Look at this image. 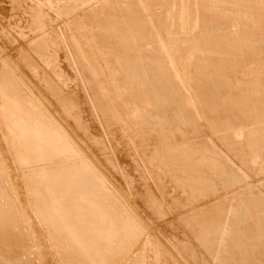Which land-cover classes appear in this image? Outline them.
<instances>
[{"label":"rangeland","instance_id":"374dc122","mask_svg":"<svg viewBox=\"0 0 264 264\" xmlns=\"http://www.w3.org/2000/svg\"><path fill=\"white\" fill-rule=\"evenodd\" d=\"M80 1L79 0H63V1L62 0H0V51L4 49L3 50L4 54L0 52L1 53L0 56H2L0 60L3 58V60L6 61L8 60L10 62V59H8L9 56L10 58L11 56H14L13 57L14 59L11 58V60L13 59V61L16 60L17 62L14 61L12 63L14 65L18 63V67L15 66L18 70L15 68V71H17L19 74L22 73L23 76L28 80V82L34 88H36V90L37 89L40 90V88L43 92L48 90V92L47 93L44 92V94L45 96L46 94L47 95L49 94L46 97H48V100L51 99L49 101L54 106V108L56 107V110L58 112H61V114L64 112L67 115L68 112L71 111V113L68 114V116L70 117L67 116L68 118L65 119L67 120L66 122L68 123L69 128L76 134H79V137L81 136L80 139L83 140L86 146L88 145L87 146L88 149L91 147V145L92 148L95 147V149L91 148L92 153L98 152L95 154L99 157L102 164H103L102 161H104L105 159L106 162L104 161V167L106 165L107 167H109V168L106 167L107 170L109 169L108 171L111 173V175H114L113 177L116 176L115 179L123 186V188L125 187L124 188L125 191L129 189L130 192L127 191L128 193L127 192L126 193L129 195L128 197L130 198V201L132 200V202L136 206H139L138 208H140V211L144 210L143 213L142 212L139 213L143 214L142 216L143 217L145 216L143 219L146 218L149 222L145 219L146 222L148 223L147 226H144V224L139 223V221L134 218V215L130 211H128L126 204H124L121 199L117 198L116 195L110 189H107L104 192L93 193V195H87V196H85L84 193H80V196L81 195L82 196L81 197L77 196L76 201L73 200V195H70L68 193L67 190L68 188L61 189L60 191L58 189H53V191L48 192L50 189L48 187L49 189H47L46 192V188L42 186L43 188L42 190H40L39 192H35L34 189L31 186H29V184H32L31 181L38 177L36 174H34L36 169L33 168L34 167L38 168V165L39 168L41 166L42 168H44L45 166L51 167L53 166L52 165L53 163H55L54 165L56 166V164H58L59 162L57 163L54 162L57 160H55L56 158H52L50 159L51 162L53 159L54 160L53 163L50 165L49 163L51 162H49L50 161L49 158L42 157V160L40 159V160H35L33 162L25 163L26 166L24 165V162L22 164H19L17 159L16 158L14 159L15 156L12 154V152L9 150L10 152L9 153L7 150V148L9 149L8 146L9 144H7V142L5 141L8 140L4 139L7 138L5 137L7 136V133L6 135L5 133H3L4 128L0 117V122H1L0 129L2 130L0 131V134L2 132V134L0 135V142H2L3 144L5 143L4 145L0 143V146H2L0 147V149L7 150L6 152L8 155L7 156L5 154L6 153L5 150L4 151L1 150L2 153L0 154V156L2 155V157H0V159L3 158V160L2 159L0 160V182H3V184L5 183L6 187H5V191L4 189L0 190V264H119L118 262L120 261H121L120 264H211V263L212 264H224V263L254 264L255 262H256L255 264H264V250H263L264 249V210H263L264 207H262L264 205L263 203L264 202V188H263L264 187V178H263L264 177V91H263L264 90V83H263L264 82V0H227V1L226 0H80ZM168 4L170 5V7ZM89 7H91L92 11L89 9ZM60 8H62V10ZM84 9H86L87 11ZM88 11L91 14H89ZM108 11L110 12L108 13ZM81 14L83 15L81 16ZM85 14H88L89 16L87 17V15ZM106 14H108L110 17ZM90 15H91V19H90ZM79 16H81L80 17L81 20L82 19L84 20V21L82 20L83 23L82 21L81 23L80 21H77L80 19ZM92 18H94V20ZM110 18L112 19V21ZM126 19L127 21H125ZM71 21H74L76 24L73 23L72 25ZM142 21L145 23H143ZM111 23L113 26L112 25L108 26ZM103 26H106V28L107 27L109 28L113 27V28L110 29L107 28L108 31L107 32L105 27L103 28ZM116 26L119 27L115 29L114 27ZM121 28H123V30H128L125 31L126 35L124 31L123 32L120 31L122 30ZM198 28L199 29L201 28L200 29L201 31ZM102 29L103 30L105 29V31L102 32ZM142 29L146 32L144 33ZM91 30L92 31L95 30L94 31L95 35L94 32L92 33ZM109 30L111 31V33ZM73 31L74 32L77 31L78 35L77 33H73ZM78 31L81 32L79 33ZM96 31H97V35H96ZM119 31L120 33H122L121 36ZM98 32L101 34L99 37H98L99 35ZM106 32L109 33V35ZM112 32H114L115 36L113 35ZM200 32L202 35L200 34ZM89 33L91 35H89ZM102 33H104V36H106L107 38H103ZM105 33L108 36L105 35ZM92 34L94 36H92ZM112 36L114 38H112ZM122 36H124L123 39L125 40L127 39V41L122 42L123 40H120L122 45H118L120 42H117L118 41L117 39L120 38L122 39ZM138 36L139 38H137ZM69 39L71 41L73 39V42H70ZM77 41H79V44H77L78 43ZM96 41L100 42L99 43L100 47ZM95 42L97 44H95ZM101 42L103 43V45L101 44ZM125 42L127 46L129 44L127 48H129L128 51L130 52L128 54L125 53V51L128 52L127 49H125L126 46ZM137 42L141 48L138 46ZM82 43L84 44L82 45ZM109 43L110 44L112 43L111 45L113 49L110 48L111 46ZM75 45H77L79 48H77V46L75 47ZM84 46L86 49L85 51L83 50ZM86 46L89 49H87ZM101 46L103 47L105 46L104 48L107 47L108 49H104ZM30 47H32L31 49L33 51H31ZM142 47L143 49L145 48L144 49L145 52L142 49ZM182 47L184 48V50H182L183 49ZM72 48L73 49L76 48L75 49L76 51L78 49L80 51L81 48V52L79 51L76 52ZM109 48L111 49L110 51H113L115 49L116 52L121 50L122 53H120V51L117 54L114 51L112 53H108ZM250 48H252L253 51ZM124 49L125 51L123 52L122 50ZM130 49L132 51L134 50V52H131ZM138 50H141L142 54H139L140 52H138ZM217 50L218 52H216ZM83 51L85 55L81 54L83 55L84 58L82 56L81 57L82 59H84L85 62L81 60L80 54H77L78 52L83 53ZM90 51L92 52L91 54L92 57L89 53ZM238 51L241 54H239ZM113 53L115 54L114 58L113 56H110L113 55ZM130 53L131 54L137 53V55L139 54L138 56L140 58L136 56V54L134 56H129ZM219 53L222 55H220ZM94 54L96 55V57ZM121 54H123L124 56H121ZM117 55H119L120 57H117ZM108 56H110L111 58L110 61H108L110 59ZM88 57L89 60L86 59ZM90 57L91 58L95 57V60L90 59ZM121 57H125V58L123 59ZM117 58L121 60V63ZM127 58L131 59V61H129V59ZM141 58L144 59L141 60ZM112 59H114L115 62H113ZM133 59L138 61L140 59L139 62L136 61L137 65L141 61L145 62V63L143 62L144 65L141 66V69L138 67L143 63L139 64V66H136L133 64L134 62ZM150 59L152 60V62L155 59V61L153 62V64L155 65L156 63L159 62V64H157L158 65L157 68H156L157 65L154 66L150 62L151 61ZM117 60L118 62L116 63ZM204 60H206L207 62ZM80 61L83 63H80ZM210 61L213 64L210 63ZM147 62L148 64L151 63V65H153V67L155 68L150 69V67H152L150 64L148 68ZM197 62L200 63L197 64ZM111 63L112 66L115 65L116 67L117 66L121 67L125 63L126 64L124 66L127 65L128 67L130 66L131 63V66L129 68L125 67L122 69V68L114 67V69H116V71L117 69H122V70L128 69L129 71L127 70L124 71H126V73L128 74L129 72L130 74L132 72H135L132 74L135 76L133 77L130 75V77H126L128 75L124 71H120L118 73H120L121 75V77H119L121 80H119L118 76L120 75L117 74L115 70H112L113 67H111ZM132 64L137 68L134 67ZM145 64L147 65L148 69L146 68ZM196 65L200 66V68L198 66L195 67ZM143 66L146 70H144ZM160 67L164 70H162ZM132 68H135L134 69L135 71L131 70ZM138 69H140L139 72ZM159 69L162 70L160 71L161 74L159 73ZM199 69H202L203 72L204 71L207 72L206 73L202 72L203 73L202 74L201 73L202 70L200 71ZM204 69H208L209 71ZM147 70L150 73V77L148 76L149 73L147 72ZM228 70L230 73L228 72ZM113 71L115 72L114 75L112 74ZM144 71L147 76L145 75V73L142 76ZM210 71L213 72V74L210 73ZM0 72L3 73V76L6 75V71L2 68V66L0 67ZM17 72L15 74H17ZM122 72H124L123 76H122ZM136 72L138 73L136 74ZM192 72L193 73L195 72L196 74H193ZM208 72L210 74H208ZM152 73L156 74V76L155 75L153 76ZM115 74H117V76H115ZM157 74L161 75V78L159 77L160 84L158 83L159 78L157 76L159 75ZM191 74H193V77L191 76ZM200 74L201 76H199ZM194 75H197L195 77L196 79L198 78V80L200 78L202 79L203 77H205V75H206V79H208V77L210 78L207 81L205 78H203L202 80L204 82L200 80L201 83L203 84L200 86L197 85L198 83L196 82L199 81L195 80ZM137 76L139 77V79ZM163 76L165 78L166 77L168 78V82L166 83H169L170 85L171 84L174 85L175 83L176 89L174 88V86L172 87L169 84L167 85L166 83H164L167 80H165V78L162 79ZM115 77L117 80L114 79ZM123 77L124 79H122ZM144 77L150 80L149 84L147 82L148 81L147 79H146L147 81L143 80L145 79ZM155 77H157V81L156 79H154ZM44 78L46 80H44ZM125 78H126V83L124 82ZM127 78L128 79L132 78L133 82L131 79H129L130 82L127 83ZM48 79L49 80L51 79L50 81L52 82H49ZM141 79L143 80V82H141L142 81ZM161 80L162 81L165 80V81H163L162 83ZM221 81L225 84H223ZM156 82L158 83L157 85H159L160 87L163 85V87L161 88L159 86L156 87ZM48 83L49 84L52 83L53 85L51 84V87H47ZM124 83L127 85L131 84L134 88L132 86L130 88L129 86L124 85ZM143 83L146 85H144ZM250 83H252L253 85ZM116 84L120 86L115 87L117 86ZM154 84L155 87L158 88L155 89L159 91L161 90L160 93L162 95L159 93V91H157L156 94L153 93L155 92L154 91L155 89L153 88ZM194 84L197 85V87ZM92 85H96V87H93ZM139 85H141V87ZM142 85L143 88L148 87L149 90L145 89L147 90L145 91L142 88ZM165 85L169 86V88L165 87ZM52 86L55 89H53ZM135 86L136 88L139 87V89L136 90ZM202 86L205 87L207 90H205V88H203ZM16 87L18 89H23L22 84H20L19 82L17 83ZM113 88H115L116 90H114ZM128 88L129 91L131 90L130 92H128L127 90ZM141 88L142 91H145L144 96L141 95L143 94L142 92H140ZM163 88H166V90ZM212 88L215 89L214 93L212 91ZM152 89L153 92L150 91ZM179 89L180 91H178ZM198 89L199 91H201V93L198 92ZM202 89H204L206 92ZM56 90L59 93L61 92L62 95L61 93L60 95L59 93L54 94L57 93ZM120 90L123 92L119 93ZM167 91L168 92L171 91L170 93L171 94L173 93V95L174 93H176L175 95L177 99L175 98V95L174 96L172 95L175 98L173 99L171 94L169 95ZM196 91L198 94L196 93ZM104 92H106V96ZM108 92H110L112 96ZM112 92H116V93H112ZM125 92H127L128 96L129 95L130 96L128 97L127 93L125 94ZM150 92L152 93L151 101L152 100L154 101L157 98L159 99V97L154 96L155 94L158 96L160 95L163 96V99L167 100L165 101L167 103H168V99L169 102L171 100L178 101L179 99H181V103L179 101L176 102L175 103L176 106L172 103L171 104L163 103L164 101L160 97L161 101L160 99L155 100L154 101L155 103L153 104V101L151 103V101L148 100L150 102L149 104L147 99L149 97L151 98V94L149 95ZM164 92H166V94ZM204 92L207 95L203 94ZM52 93L55 96H53ZM118 93L122 97L126 95L127 98L125 96L124 99L127 101L123 100L122 97L120 99L119 97L120 95ZM135 93L141 95V97L137 95L135 96L136 97L135 99L134 97ZM145 93L147 96L149 95V97L147 96L145 97ZM209 94H211L210 95L211 97H209ZM93 95L96 97H94ZM108 96H111L110 98L111 101L109 100ZM113 96L114 97L117 96V97L113 98ZM170 96L172 99L170 98ZM204 96L207 97L204 98ZM60 97H62L60 100L61 102L63 103L66 102L67 104L68 103L69 104L68 105L61 104L58 101L57 102V104L59 105L58 107L55 100L56 99L59 100ZM64 97L66 99H64ZM98 97H100L99 100ZM153 97H155V99ZM101 98L105 100L103 101ZM128 98L130 99V101H128L129 100ZM94 99L96 100L95 105L93 104L95 103ZM240 99H243L242 100L243 102ZM52 100H54L55 103L52 102ZM106 100L108 102L110 101L111 104L106 102ZM118 100L122 102H119ZM134 100H137V102ZM141 100H143V102L145 101L144 102L145 105L151 106L152 108L151 107L149 108L147 106L145 108V105L144 103H142ZM251 101L254 102L252 103ZM99 102L101 103L98 104ZM116 102L117 104H121V105L120 106L118 105L117 107V104L115 105ZM132 102L134 104L137 103L135 104L136 107L135 105L130 104ZM174 102L175 101H173V103ZM228 102L231 103L228 104ZM103 103L106 104L104 105ZM234 103L238 104V106L234 105ZM97 104L99 106L102 104L103 106L99 107ZM125 104L127 105L126 108H125ZM139 104L144 106V108L139 107L140 106ZM152 104L156 108H154ZM157 104H159V106ZM180 104L183 105L184 107L181 106ZM60 105L62 106L60 107ZM109 105L114 106V108H112V106L110 109L109 107H106ZM163 105L164 106L168 105L170 109L168 107L162 108ZM173 105L176 108H174ZM63 106L64 107L70 106L69 108H71V110L67 107L64 110ZM128 106L129 108H131L130 106L132 107L134 106V107L132 109H129ZM211 106L212 108H210ZM101 107H103V110H101L102 109ZM105 107H106V111L104 109ZM159 107H161L160 110ZM61 108H63L62 111H60ZM234 108L240 110L237 111ZM67 109L68 112H66ZM111 109L114 110L116 109V111ZM145 109H147V111L150 109V111H148V114ZM151 109L152 111L156 110L158 115L154 113L155 111L152 112ZM163 109H165L164 110L165 112L164 111L162 112ZM167 109L170 110L169 113H167L169 111ZM176 109L180 110V112L177 111ZM98 110H100L101 112L102 111L107 112V110L109 111L107 112L108 114L106 115L105 112L103 114V112L101 113ZM213 110L214 111L216 110L214 113L217 114H214ZM111 111H114L112 112L113 115L111 114ZM133 111L135 112V114L138 111L136 117L139 116V119L140 118L144 119L142 121H146L147 119L146 121L147 123L144 122V125L147 126L142 125L141 120H140L141 122H138L137 121L138 119L135 116L132 117L133 119L131 118V115H135ZM140 112H143L145 115L143 113L141 114ZM151 112L153 114H151ZM185 112L186 113L188 112L190 116L188 113L185 115ZM219 112L221 113V115ZM164 113H167L171 118L173 116L174 117L173 119L174 120L176 119L175 121L178 123H176L166 114L163 116L162 114ZM176 113L178 114L176 115ZM191 113L193 114V116H191ZM63 114L62 116L66 117V115ZM118 114L120 115L123 114L124 116L126 115V117H123L122 115L121 117H123L124 118L123 119L120 116H118ZM0 115L2 116V114ZM128 115L129 117H127ZM179 115L180 116L183 115V116L180 117ZM105 116H107L108 118H106ZM144 116H146V119ZM155 116L158 117L159 119L156 118ZM177 116L182 120H180ZM115 117L116 119H114ZM119 117L120 119L118 120L117 118ZM149 117L151 118V120ZM164 118L165 121H168L170 119L171 121L169 120L170 121L169 123L171 125L169 123L165 124ZM177 118L179 119V121ZM108 119L110 122L108 121ZM104 120H107L108 122L107 121L104 122ZM120 120L122 122H120ZM152 120H155L153 122L154 123L156 122L155 123L156 126L154 125ZM189 120H192V122ZM217 120H219V122ZM172 121H174L177 126L180 123H181L180 125L182 126L179 125L177 127L174 123L173 124L175 126L174 127L171 123ZM160 122L162 123L164 122L163 124L161 123L162 127ZM137 123H141L139 124L140 126ZM152 123L154 126H152ZM211 123L213 124V126ZM158 124L159 127L161 128V129L159 128L161 132L156 128L158 127ZM163 125H165L164 127L169 129L170 131H168L167 129L165 130L164 128L165 131L163 132ZM166 125L168 126L170 125V126L168 127ZM142 126L144 128L145 127L147 128L142 129ZM148 126L149 128L151 127L152 128L148 129ZM154 127L156 128V131ZM133 128H136L137 130ZM126 129L127 130L130 129L131 132L130 130L127 131ZM139 129L141 130V134L143 133L142 134L143 137L142 135H140ZM171 129L172 130L175 129L173 130L175 132H171L172 131ZM144 130L146 131V133ZM147 131L149 133H147ZM137 132H139V134ZM154 132L158 135L154 134ZM162 132L163 135L164 133L168 135V132H171L172 134L169 133V135L165 137L162 135ZM150 133H152L153 136ZM160 133L162 137L161 136L158 137ZM2 135L4 137H2ZM150 135L151 138H149ZM175 135H179L180 137L176 136L177 138H175ZM163 138L166 139L163 140ZM144 142L146 143L144 146L145 149L148 148L147 151L149 150L148 153L145 149L142 148ZM6 144L8 147L6 146ZM4 146H6V148ZM167 151L168 153H166ZM180 151L181 153H179ZM151 153L153 156L151 155ZM162 153L165 156L160 157L159 155H163ZM149 156H151L149 158L150 160H148ZM154 156H155V160L153 159ZM169 156L171 158L174 157V160H172ZM61 158L63 159V162L64 160L66 161V163L71 162L68 159H65L63 157ZM11 159H13L14 161ZM178 159H180V161ZM157 160H159L158 162L160 163L156 162ZM161 160L163 161V163H161L162 162ZM166 160L168 161L164 163ZM42 161L44 164L42 163ZM79 161H84V160L82 158L76 159V162ZM14 162H16L17 164L15 165ZM47 162H49L48 163L49 165L46 164ZM60 162L62 163V161ZM147 162H150L149 164L151 166H148L149 164L147 165L146 164ZM187 162H189L191 166ZM206 162L208 164H206ZM180 164L182 166H180ZM58 165H60V163ZM79 165L81 166V163H79L78 166ZM187 166L190 167L188 168ZM24 168L25 169L30 168L33 173L31 172L32 173L31 174L30 172H27L30 170H24L23 172ZM42 168L39 170L40 171L43 170ZM174 168L177 170H174ZM182 168L183 170H181ZM16 169L17 170L19 169L18 172ZM112 170H114L115 173ZM40 171L36 170V173H39ZM193 171H195L196 173ZM207 173L209 174L208 176ZM13 174L15 177L13 176ZM31 175L34 176V178ZM181 175L183 176V178L181 177ZM192 181H193V185H192ZM50 182H51L50 177L38 178V184L40 188L42 184L47 186ZM184 182H186L188 185L187 184L185 185ZM181 185L183 186V188ZM258 185L261 186L258 187ZM134 195H136V197ZM83 196H85V198H83ZM147 196H149L150 198L149 197L147 198ZM48 197L56 198L58 201L54 205L49 204L45 200V198ZM78 197H80V200ZM81 198L83 200H81ZM151 199L152 201H149ZM241 199H243V201H241ZM257 199L258 200L260 199L261 202L257 201ZM146 200L149 201L150 203L149 202L145 203L147 202ZM101 202H105L104 206L101 205ZM254 202L257 203L256 204L257 206L255 205ZM45 204L48 205L45 206ZM152 204L154 205L155 208L153 207ZM241 205L243 207H241ZM103 208L104 211L101 212ZM151 209H153V211ZM242 210L243 213H241ZM244 210H246L247 213ZM155 212H157L158 214L157 213H156L157 215L154 214ZM196 213H198L199 216L197 214V216L194 217ZM184 216L185 218L188 216V218L186 219L189 220L183 219ZM190 216L192 217L189 218ZM156 218L159 219L156 220ZM194 219L195 220L199 219L200 223L198 221L196 222ZM186 221H189L188 222L189 224L186 223ZM194 221L198 224L203 223V221L204 223L203 225L202 224L196 225ZM155 224H158L157 226L158 228L155 227L156 226ZM151 227H153L154 229H152ZM197 227L200 228L201 231L203 230L205 233L201 235L202 232ZM151 229L154 232L153 231L151 232ZM155 231L159 233L161 231V233L157 234V232L155 233ZM151 233L152 234L154 233L156 238L153 237ZM217 234H219V236ZM123 235L124 238H122ZM221 235L222 237L220 238ZM235 235H237V239H236L237 241L235 240L234 243L237 244L238 242V246L233 243V238L234 239L236 238ZM254 236L257 237V238L255 237L257 242L256 240L254 241L255 239ZM195 237L196 238L199 237V238L196 239ZM239 239L242 240L240 241ZM104 241L109 242L110 245H114V247L112 249L111 248L109 249L110 245H107L106 243H104ZM258 241L260 243L262 242L261 243L262 245L258 243ZM243 243H245L246 246H243L244 245ZM256 245L258 246V248ZM117 251L119 254L117 253ZM211 251L213 256H211L210 253ZM239 253L244 255L241 256Z\"/></svg>","mask_w":264,"mask_h":264},{"label":"bare ground","instance_id":"6f19581e","mask_svg":"<svg viewBox=\"0 0 264 264\" xmlns=\"http://www.w3.org/2000/svg\"><path fill=\"white\" fill-rule=\"evenodd\" d=\"M63 1V0H62ZM80 1V0H79ZM227 1V0H226ZM81 2V1H80ZM84 2V1H83ZM171 2V1H170ZM235 2V1H234ZM238 2V1H237ZM61 3V2H60ZM85 3V2H84ZM105 3H106V1H105ZM104 3V4H105ZM172 3V2H171ZM164 4V3H163ZM262 4V3H261ZM84 5V4H83ZM95 5V4H94ZM169 5V4H168ZM88 6H89V4H88ZM108 6V5H107ZM63 7V6H62ZM122 7V6H121ZM169 7H170V5H169ZM209 7V6H208ZM244 7V6H243ZM256 7V6H255ZM85 8V7H84ZM131 8V7H130ZM190 8V7H189ZM61 10H62V8H60ZM89 9L92 11V9H91V7H89ZM88 9V10H89ZM111 9V8H110ZM125 9V8H124ZM60 10V11H61ZM63 10H64V8H63ZM81 10V9H80ZM84 10H86V9H84ZM89 10V11H90ZM109 10V9H108ZM119 10V9H118ZM165 10V9H164ZM169 10V9H168ZM171 10V9H170ZM185 10V9H184ZM241 10V9H240ZM87 11V10H86ZM88 11V12H89ZM90 11V12H91ZM94 11V10H93ZM121 11V10H120ZM174 11V10H173ZM173 11H172V13H173ZM189 11V10H188ZM203 11V10H202ZM62 12V11H61ZM80 12V11H79ZM87 12V13H88ZM89 12V14H91ZM110 11H108V13H109ZM114 12V11H113ZM219 12V11H218ZM233 12V11H232ZM77 13V12H76ZM75 13V14H76ZM81 13V12H80ZM80 13H79V15H80ZM93 13V12H92ZM112 13V12H111ZM124 13H125V11H124ZM247 13V12H246ZM249 13V12H248ZM94 14V13H93ZM92 14V15H93ZM77 15V14H76ZM83 14H81V16H82ZM85 15H87V17L89 16L88 14H85ZM84 15V16H85ZM101 15V14H100ZM106 15H108V14H106ZM122 15V14H121ZM153 15V14H152ZM166 15V14H165ZM173 15V14H172ZM196 15V14H195ZM71 16V15H70ZM81 16H79V18L81 17ZM95 16V15H94ZM93 16V17H94ZM109 16V15H108ZM111 16H112V14H111ZM199 16V15H198ZM77 17V16H76ZM110 17V16H109ZM113 17H114V15H113ZM153 17V16H152ZM71 18V17H70ZM73 18V17H72ZM78 18V17H77ZM83 18V17H82ZM85 18V17H84ZM99 18V17H98ZM119 18V17H118ZM130 18H131V16H130ZM129 18V19H130ZM139 18V17H138ZM144 18V17H143ZM90 19H91V15H90ZM90 19H88V20H90ZM93 20H94V18H92ZM100 19V18H99ZM102 19V18H101ZM108 19V18H107ZM111 19V18H110ZM114 19V18H113ZM121 19V18H120ZM137 19V18H136ZM194 19V18H193ZM83 20V19H82ZM81 18L79 19V20H77V21H80V23H81ZM87 20V19H86ZM93 20H91V21H93ZM104 20V19H103ZM116 20V19H115ZM118 20V19H117ZM122 20V19H121ZM142 20V19H141ZM84 21V20H83ZM83 21H82V23H83ZM98 21V20H97ZM100 21V20H99ZM106 21V20H105ZM111 21H112V19H111ZM123 21V20H122ZM125 21H127V19L125 20ZM124 21V22H125ZM129 21V20H128ZM132 21V20H131ZM87 22V21H86ZM90 22V21H89ZM107 22H109V21H107ZM117 22V21H116ZM130 22V21H129ZM136 22H139V21H136ZM135 22V23H136ZM143 22V21H142ZM204 22V21H203ZM206 22V21H205ZM215 22V21H214ZM73 23H75L74 21H71V24L73 25ZM77 23H79V22H77ZM119 23H121V22H119ZM143 23H145V22H143ZM246 23V22H245ZM64 24V23H63ZM70 24V23H69ZM76 24V23H75ZM103 24V23H102ZM107 24V23H106ZM137 24V23H136ZM140 24H141V21H140ZM200 24V23H199ZM209 24V23H208ZM216 24V23H215ZM105 25V24H104ZM112 25V23L110 24V25H108V26H111ZM115 25V24H114ZM122 25V24H121ZM124 25V24H123ZM206 25V24H205ZM204 25V26H205ZM102 26V25H101ZM113 26V25H112ZM139 26V25H138ZM251 26V25H250ZM67 27H69V26H67ZM105 27V29H106V31H107V28H109V27H107L106 28V26H103V28ZM119 27V26H118ZM117 26L116 27H114L115 29L116 28H118ZM141 27H142V25H141ZM140 27V28H141ZM207 27V26H206ZM262 27V26H261ZM110 28H113V27H110ZM109 28V29H110ZM124 28V27H123ZM123 28H121L122 30H120L121 32H123L124 31V33H125V31H128V30H123ZM139 28V27H138ZM76 29V28H75ZM105 29L103 30L102 29V32L103 31H105ZM125 29H127V28H125ZM129 29V28H128ZM147 29V28H146ZM199 29V28H198ZM201 29V28H200ZM199 29V30H200ZM254 29V28H253ZM196 30V29H195ZM248 30H250V29H248ZM82 31V30H81ZM81 31H78L79 33L81 32ZM88 31V30H87ZM92 31V30H91ZM95 31V30H94ZM94 31H92V33L94 32ZM98 31V30H97ZM97 31H96V35H97ZM110 31V30H109ZM112 31H113V29H112ZM120 31H119V33H120ZM142 31H144L143 29H142ZM201 31V30H200ZM203 31V30H202ZM261 31V30H260ZM108 32V31H107ZM106 32V33H107ZM114 32H116V31H114ZM114 32H112L113 33V35H114ZM146 31H144V33H145ZM196 32H198V31H196ZM204 32H206V31H204ZM203 32V33H204ZM73 33H77V31L76 32H74L73 31ZM85 33H86V31H85ZM99 33V32H98ZM105 33V35H109V33H107L106 34ZM110 33H111V31H110ZM129 33H130V31H129ZM129 33H128V36H129ZM141 33V32H140ZM140 33H138V34H140ZM83 34V33H82ZM103 34V38H107L106 36H104V33H102ZM116 34V33H115ZM121 34L122 33H120V36H121ZM136 34V33H135ZM137 34V35H138ZM200 34H201V32H200ZM205 34V33H204ZM74 35H76V34H74ZM77 35H78V33H77ZM86 35V34H85ZM89 35H91L90 33H89ZM94 35H95V32H94ZM93 34H92V36H94ZM101 34L99 33V35H98V37L100 36ZM107 35V36H108ZM111 35V34H110ZM125 35H126V33H125ZM131 35V34H130ZM144 35V34H143ZM146 35V34H145ZM202 35V34H201ZM206 35V34H205ZM80 36H81V34H80ZM115 36V35H114ZM119 36V35H118ZM119 36V37H120ZM132 36V35H131ZM130 36V37H131ZM142 36V35H141ZM141 36H140V38H141ZM117 37V36H116ZM123 37L124 36H122V39L120 38V39H117V38H115V39H117L118 41L117 42H120V40H123L122 42H124V41H127V39L125 40V39H123ZM126 37V36H125ZM71 38V37H70ZM111 38V37H110ZM112 38H114L113 36H112ZM111 38V39H112ZM137 38H139V36L137 37ZM147 38V37H146ZM261 38V37H260ZM68 39V38H67ZM74 39V38H73ZM73 39H72V41L69 39V41L70 42H73ZM108 39H109V37H108ZM110 39V40H111ZM114 39V40H115ZM143 39V38H142ZM141 39V40H142ZM94 40H95V38H94ZM144 40V39H143ZM142 40V41H143ZM149 40V39H148ZM154 40V39H153ZM176 40V39H175ZM99 41V40H98ZM131 41V40H130ZM129 41V42H130ZM141 41V42H142ZM165 41V40H164ZM78 43L77 44H79V41H77ZM97 42V41H96ZM95 42V44H99L100 42H97L96 43ZM107 42V41H106ZM115 42V41H114ZM113 42V43H114ZM128 42V43H129ZM249 42V41H248ZM40 43V42H39ZM75 43V42H74ZM105 43V42H104ZM116 43V42H115ZM132 43V42H131ZM179 43V42H178ZM253 43V42H252ZM72 44V43H71ZM76 44V43H75ZM84 43H82V45H83ZM101 44L103 45V43L101 42ZM106 44V43H105ZM110 44V43H109ZM112 44V43H111ZM110 44V48H112V45ZM124 44V43H123ZM125 44H126V42H125ZM137 44H138V42H137ZM137 44H136V46H137ZM143 44V43H142ZM141 44V45H142ZM171 44V43H170ZM176 44V43H175ZM81 45V46H82ZM117 45V44H116ZM118 45H122V43L120 42ZM133 45H134V43H133ZM145 45V44H144ZM179 45V44H178ZM195 45V44H194ZM193 45V46H194ZM221 45V44H220ZM255 45V44H254ZM37 46V45H36ZM77 45H75V47H76ZM125 46V45H124ZM124 46H123V48H124ZM128 46H129V44H128ZM127 46V44H126V46H125V49H127V51H128V49L129 48H127L128 47ZM136 46H134V47H136ZM138 46L140 47V45L138 44ZM193 46H192V48H193ZM233 46H236V45H233ZM248 46V45H247ZM251 46V45H250ZM32 47H33V44H32ZM32 47H30V49L32 48ZM99 47H100V44H99ZM102 48H104L103 46H101ZM119 47V46H118ZM122 47V46H121ZM132 47V46H131ZM214 47H217V46H214ZM228 47V46H227ZM35 48V47H34ZM74 48V47H73ZM72 48V49H73ZM77 48H79L78 46H77ZM86 48H87V46H86ZM109 48V51H108V53H112L113 51L114 52H116L115 51V49L113 50V51H110L111 49ZM117 48V47H116ZM123 48H120V49H123ZM138 48V47H137ZM141 48V47H140ZM164 48V47H163ZM176 48V47H175ZM180 48V47H179ZM178 48V49H179ZM183 48V47H182ZM191 48V49H192ZM220 48V47H219ZM237 48V47H236ZM235 48V49H236ZM254 48V47H253ZM258 48V47H257ZM76 49V48H75ZM75 49H73L74 51H76ZM87 49H89V48H87ZM104 49H108L107 47L106 48H104ZM113 49V48H112ZM125 49L124 50H122L123 52L125 51ZM132 49H134V48H132ZM136 49V48H135ZM142 49H143V47H142ZM145 49V48H144ZM143 49V50H144ZM149 49V48H148ZM153 49H155V48H153ZM212 49H214V48H212ZM221 49V48H220ZM219 49V50H220ZM233 49V48H232ZM251 50H252V48H250ZM2 50V49H1ZM4 50V49H3ZM3 50L2 51H0V52H2V54H4L3 53ZM83 50L85 51L86 49H85V46H84V48H83ZM90 50H91V47H90ZM117 50V49H116ZM131 50V49H130ZM137 50V49H136ZM136 50H135V52H136ZM157 50V49H156ZM180 50V49H179ZM182 50H184V48L182 49ZM190 50V49H189ZM237 50V49H236ZM235 50V51H236ZM254 50H256V49H254ZM31 51H33L32 49H31ZM37 51V50H36ZM77 51H79V49L77 50ZM76 51V52H77ZM84 51H83V53H79V52H81V48H80V51L77 53V54H80V57L82 56L83 57V55H81V54H84ZM87 51H89V50H87ZM120 51V53H122L121 52V50H119ZM118 51V52H119ZM195 51V50H194ZM225 51V50H224ZM230 51V50H229ZM233 51V50H232ZM253 51V50H252ZM4 52H7V51H4ZM118 52H116V54L118 53ZM130 51H128V52H126L125 51V53H129ZM131 52H134V50L132 51L131 50ZM138 52H140L139 54H142L141 53V50H138ZM143 52V51H142ZM144 52H145V50H144ZM153 52H154V50H153ZM175 52H177V51H175ZM216 52H218V50L216 51ZM239 52V51H238ZM238 52H236V53H238ZM85 53H87V52H85ZM90 53V55L92 54V52L90 51L89 52ZM88 53V54H89ZM119 53V54H120ZM124 53V54H125ZM148 53V52H147ZM170 53V52H169ZM184 53V52H183ZM224 53V52H223ZM7 54V53H6ZM9 54V53H8ZM87 54V55H88ZM95 54H97V53H95ZM94 54V55H95ZM126 54V55H127ZM136 54V56H138L137 55V53H135ZM135 54H131L130 53V55L129 56H134ZM144 54H146V53H144ZM156 54V53H155ZM220 54V53H219ZM225 54H226V52H225ZM239 54H241L240 52H239ZM0 55H1V53H0ZM11 55V54H10ZM85 55V54H84ZM115 54L113 53V55H110V56H113V58L115 57L114 56ZM157 55H159V54H157ZM220 55H222V54H220ZM5 56V55H4ZM3 56V57H4ZM9 56V55H8ZM26 56H28V55H26ZM99 56V55H98ZM110 56H108L109 58H110ZM121 56H124L123 54H121ZM129 56H126V57H129ZM141 56V55H140ZM150 56V55H149ZM2 56H0V58H1ZM14 56H11V58H13ZM82 57H81V60H83L84 61V59H82ZM87 57V56H86ZM91 57H92V55H91ZM90 57V59H94L95 60V57H96V55H95V57L94 58H91ZM117 57H120L119 55H117ZM139 57V56H138ZM158 57H161V56H158ZM218 57V56H217ZM6 58H7V55H6ZM11 58H10V56H9V58L8 59H10V62L7 60H3V58L0 60L1 61V64H0V67L2 66V68L6 71V75L5 76H7V77H5V76H3V73H1L0 72V114H2V116L0 115V117H1V121H2V124H3V130H4V132L3 133H5V135H6V133H7V136H5L4 134V136L5 137H7V138H4L5 140L7 139L8 141H5V142H7V144H9L8 146H9V149L7 148V150H8V152H9V150L12 152V154L15 156L14 157V159L16 158L17 159V161H18V163L19 164H22L23 162H24V165H25V163H28V162H33V161H35V160H42V157L43 158H46V157H48L49 158V160L50 159H52V158H56L55 160H57V161H54V162H59L60 163V165H58V164H56V166L54 165L55 163H53V160H52V162H51V160L49 161V162H51V163H49V162H47L46 164H52L53 166H48V167H44V168H42V166L39 168V165H38V168H35L34 166L36 165H34L33 167V169H36V170H38V171H40L39 169H43V170H41L39 173H36V170H35V173L34 174H36L38 177L37 178H35V179H33L31 182H32V184H29V186H31L33 189H34V191L35 192H39L40 190H42L43 188H42V186L43 187H45L46 188V192H47V189H49V191L48 192H50V191H53V189H58L59 191L61 190V189H65V188H68L67 190H68V193L70 194V195H73V200H75L76 201V197L77 196H80V193H84V195L85 196H87V195H93V193H99V192H104V191H106L107 189H110V190H112V192L116 195V197L117 198H119V199H121L122 201H123V203L124 204H126V206H127V209H128V211H130L133 215H134V218L136 219V220H138L139 221V223H142V224H144V226H147V222H146V220L145 219H143L144 217L142 216L143 214H140L141 212L143 213V211H140V208H138L139 206H136L133 202H132V200L130 201V198L128 197L129 195L127 194L128 192L127 191H129V187L127 188L128 190L127 191H125L124 190V188H123V186L115 179L116 178V176L115 177H113L114 175H111V173L107 170V168H109V167H107V165L104 167V161H105V159H104V161H102L103 162V164L101 163V161H100V159H99V157L95 154V153H98V152H94V153H92V150H91V148H92V145H91V147L88 149V145L86 146L85 145V143L83 142V140L82 139H80V137H79V134H76L75 132H73L70 128H69V126H68V123L66 122L67 120H65L66 118H68V117H70V116H68V114L69 113H71V108H69L70 106H66L67 108H69L70 110V112H68V109H67V111L66 112H68V114L66 115L64 112V114L66 115V117L64 116H62V114H61V112H58L57 110H56V107L54 108V106L51 104V102L49 101V100H51V99H49L48 100V97H46V96H48L47 94H46V96H45V94H44V92H48V90L47 91H42L41 90V88H40V90L43 92H41L39 89H37L36 90V88H34L29 82H28V80L23 76V74L22 73H18L17 71H15V66H17L18 67V63H16L15 65L12 63V62H17L16 60H14L13 61V59L11 60ZM27 58V57H26ZM84 58V57H83ZM108 58V59H109ZM121 58H125V57H121ZM136 58V57H135ZM140 58V57H139ZM145 58V57H144ZM144 58H141V60L142 59H144ZM149 58V57H148ZM214 58H216V57H214ZM221 58V57H220ZM255 58V57H254ZM86 59H88L89 60V57L88 58H86ZM85 59V60H86ZM118 59V58H117ZM122 59V60H123ZM127 59H129V58H127ZM131 59H132V57H131ZM131 59H129V61H131ZM146 59V58H145ZM155 59H156V57H155ZM155 59H154V61H155ZM158 59H160V58H158ZM157 59V60H158ZM162 59V58H161ZM211 59H212V57H211ZM210 59V60H211ZM222 59V58H221ZM111 60V58L108 60V61H110ZM119 60V59H118ZM118 60L116 61V63L118 62ZM151 60V59H150ZM152 60H153V57H152ZM152 60L150 61L152 64H153V62H152ZM163 60V59H162ZM195 60V59H194ZM199 60V59H198ZM197 60V61H198ZM220 60V59H219ZM228 60V59H227ZM92 61V60H91ZM112 61L113 62H115L114 61V59H112ZM120 61V63H121V60H119ZM124 61V60H123ZM125 61H126V59H125ZM128 61V62H129ZM134 61V62H133ZM133 64L134 65H136V66H139V64H141V63H143L142 61L137 65V62L136 61H138V60H135V59H133ZM139 61H140V59H139ZM138 61V62H139ZM147 61H149V60H147ZM200 61V60H199ZM204 61H206V60H204ZM85 62V61H84ZM128 62H127V64H128ZM135 62H136V64H135ZM157 62V61H156ZM161 62V61H160ZM182 62V61H181ZM207 62V61H206ZM216 62H217V60H216ZM221 62V61H220ZM224 62H226V61H224ZM252 62V61H251ZM80 63H83V62H81L80 61ZM110 63V62H109ZM116 63H114V64H116ZM123 63V62H122ZM145 63V62H144ZM144 63L143 64H141L138 68H140L141 69V66L142 65H144ZM151 63H149L150 65H151ZM162 63V62H161ZM160 63V64H161ZM200 63V62H199ZM198 62H197V64H199ZM209 63V62H208ZM210 63H212L211 61H210ZM126 64V63H125ZM125 64H123V66H115V65H113L112 66V63H111V67H113V69L112 70H115L116 71V69H114V67L115 68H129L130 66H131V63H130V66H128L127 67V65L126 66H124ZM132 64V65H133ZM149 64H148V62H147V65H148V68H149ZM157 64H159V62L158 63H156V65ZM164 64H166V63H164ZM182 64V63H181ZM196 64V63H195ZM213 64V63H212ZM211 64V65H212ZM224 64V63H223ZM118 65V64H117ZM133 65V66H134ZM146 65V64H145ZM147 65H146V68H147ZM154 66H156L155 64H153ZM153 65H151L152 67H150V69H152V68H155V67H153ZM168 65V64H167ZM183 65V64H182ZM187 65V64H186ZM190 65V64H189ZM203 65H205V64H203ZM136 66H134V67H136ZM159 66H161V65H159ZM198 65H196L195 67H197ZM208 66H209V64H208ZM218 66V65H217ZM252 66V65H251ZM158 67V65L156 66V68ZM183 67V66H182ZM191 67V66H190ZM199 68H200V66H198ZM202 67V66H201ZM212 67V66H211ZM224 67V66H223ZM231 67V66H230ZM137 68V67H136ZM143 68H144V66H143ZM147 68V69H148ZM161 68V67H160ZM208 68V67H207ZM213 68V67H212ZM215 68V67H214ZM225 68V67H224ZM223 68V69H224ZM17 69V68H16ZM122 69H117V71H116V73L117 74H119L120 75V73H118V72H120V71H124V70H127V71H129L128 69H124V70H122ZM135 68H132L131 70H133V71H135L134 70ZM140 69H138V72L140 71ZM162 69V68H161ZM159 69V73L161 74V72L160 71H162V70H164V69ZM196 69V68H195ZM209 69V68H208ZM208 69H204V70H208ZM228 69V68H227ZM232 69V68H231ZM18 70V69H17ZM23 70V69H22ZM111 70V71H112ZM119 70V71H118ZM130 70V71H131ZM143 70V69H142ZM144 70H146L145 68H144ZM187 70V69H186ZM194 70V69H193ZM193 70H191V71H193ZM197 70V69H196ZM200 71L202 70V69H199ZM198 70V71H199ZM219 70V69H218ZM221 70V69H220ZM246 70V69H245ZM150 71V70H149ZM158 71V70H157ZM167 71V70H166ZM197 71V72H198ZM209 71V70H208ZM226 71V70H225ZM231 71V70H230ZM236 71V70H235ZM247 71V70H246ZM17 72V74H15ZM19 72H22V71H19ZM125 73H126V71H124ZM124 72H122V76H123V73ZM132 72V71H131ZM138 72H136V74L138 73ZM147 72H148V70H147ZM152 72V71H151ZM190 72V71H189ZM203 72V70L201 71V73ZM205 72V71H204ZM203 72V73H204ZM207 72V71H206ZM205 72V73H206ZM216 72V71H215ZM228 72H229V70H228ZM260 72V71H259ZM114 71H113V75H114ZM133 73H135V72H132L131 74H130V72H129V74L128 73H126L128 76H126V77H130V75L131 76H135V75H132ZM144 73H145V71L143 72V74H142V76L144 75ZM149 73V72H148ZM147 73V74H148ZM184 73H187V72H184ZM193 73V72H192ZM202 73V74H203ZM210 73H212L213 74V72H211L210 71ZM209 72H208V74H210ZM230 73V72H229ZM255 73V72H254ZM117 74H115V76H117ZM125 74V75H126ZM153 74V76L155 75L156 76V74H154V73H152ZM163 74H166V73H163ZM162 74V75H163ZM193 74H196L195 72L193 73ZM193 74H191V76L193 77ZM212 74H211V76H212ZM220 74V73H219ZM253 74V73H252ZM145 75H146V73H145ZM157 75H159V74H157ZM22 76V77H21ZM147 76V75H146ZM145 76V77H146ZM148 76L150 77V73L148 74ZM152 76V75H151ZM164 76H166V75H164ZM162 77V79L163 78H165V77ZM185 76V75H184ZM189 76V75H188ZM195 76H197V75H194V77ZM199 76H201V74L199 75ZM204 76V75H203ZM202 76V77H203ZM208 76V75H207ZM215 76V75H214ZM218 76V75H217ZM225 76V75H224ZM252 76V75H251ZM114 77V76H113ZM119 77H121V75L120 76H118V78ZM138 77V76H137ZM144 77V78H145ZM158 78L160 77L161 78V75H159V76H157ZM157 77H155L154 79H156V81H157ZM183 77V76H182ZM191 77V78H192ZM254 77V76H253ZM136 78V77H135ZM134 78V79H135ZM140 78H141V76H140ZM152 78V77H151ZM150 78V79H151ZM160 78L158 79V81L160 80ZM200 78V77H199ZM203 78H205L206 79V75H205V77H203ZM202 78V79H203ZM210 77H208V79H209ZM211 78H213V77H211ZM220 78H222V77H220ZM111 79H113V78H111ZM114 79H116V77L114 78ZM122 79H124V77L122 78ZM129 79H131L132 80V78H129ZM129 79L127 78V83L128 82H130L129 81ZM138 79H139V77H138ZM143 79V78H142ZM141 79V80H142ZM148 81H147V80ZM154 79H153V81H154ZM194 79V78H193ZM192 79V80H193ZM201 78L198 80V78L196 79V77H195V80H198L199 82H196V83H198L197 85H203L202 83H201V81L200 80H202ZM208 79H206V81L208 80ZM44 80H46L45 78H44ZM49 80V79H48ZM47 80V81H48ZM51 80V79H50ZM49 80V82H52V81H50ZM117 80V79H116ZM115 80V81H116ZM119 80H121L120 78H119ZM143 80H146L147 82H148V84H149V79L148 78H145V79H143ZM143 80L141 81V82H143ZM165 80H167V81H165ZM165 80H163V81H165L164 83H166V82H168V78L166 77L165 78ZM191 80V81H192ZM222 80V79H221ZM230 80H233V79H230ZM243 80V79H242ZM242 80H240V81H242ZM4 81V82H3ZM111 81H113V80H111ZM140 81V80H139ZM153 81H151V82H153ZM163 81L161 80V82L163 83ZM172 81V80H171ZM203 81V80H202ZM205 81V82H206ZM219 81V80H218ZM20 83V84H22V86H23V89H18L17 87H16V85H17V83ZM94 82V81H93ZM121 82V81H120ZM124 82L126 83V78H125V80H124ZM132 82H133V80H132ZM134 82H136V81H134ZM145 82V81H144ZM173 82H174V80H173ZM177 82V81H176ZM179 82V81H178ZM204 82V81H203ZM213 82V81H212ZM222 82V81H221ZM234 82H236V81H234ZM92 83V82H91ZM90 83V84H91ZM116 83V82H115ZM124 83V85H127V84H125ZM138 83V82H137ZM159 84H160V81L158 82ZM157 82H156V87L157 86H159V85H157L158 84ZM200 83V84H199ZM223 83V82H222ZM264 83V82H263ZM52 84V83H51ZM51 84H49L48 83V85H50V86H48L47 85V87H51ZM89 84V83H88ZM94 84V83H93ZM118 84H119V82H118ZM130 84V83H129ZM135 84V83H134ZM133 84V85H134ZM141 84V83H140ZM144 84V83H143ZM167 85L169 84V83H166ZM177 84V83H176ZM180 84V83H179ZM184 84V83H183ZM182 84V85H183ZM189 84V83H188ZM193 84V83H192ZM207 84V83H206ZM205 84V85H206ZM223 84H225V83H223ZM236 84V83H235ZM250 84H252V83H250ZM53 85V84H52ZM117 85V84H116ZM120 85H121V83H120ZM120 85H117V86H115V87H119ZM144 85H146V84H144ZM167 85H165V87H168L169 88V86H167ZM170 85V84H169ZM178 85V84H177ZM195 85V84H194ZM197 85H195L196 87H197ZM210 85V84H209ZM222 85V84H221ZM237 85V84H236ZM246 85H248V84H246ZM253 85V84H252ZM93 87H96V85H92ZM91 86V87H92ZM127 86H129L130 88H131V84L130 85H127ZM140 87H141V85H139ZM148 86V85H147ZM170 86H174V88H175V83H174V85L173 84H171ZM180 86V85H179ZM191 86V85H190ZM214 86H216V85H214ZM213 86V87H214ZM223 86V85H222ZM222 86H220V87H222ZM46 87V88H47ZM53 87V86H52ZM60 87V86H59ZM99 87V86H98ZM133 87V86H132ZM146 87V86H145ZM152 87V86H151ZM150 87V88H151ZM155 87V84H154V86H153V88L155 89L156 88ZM160 87V86H159ZM161 87H163V85L161 86ZM160 87V88H161ZM172 87H171V89H172ZM193 87V86H192ZM191 87V88H192ZM199 87V86H198ZM203 87V86H202ZM208 87V86H207ZM227 87V86H226ZM127 88V87H126ZM134 88V87H133ZM135 88H136V86H135ZM142 88H143V85H142ZM142 88H141V90H140V92H142L143 94H141V95H143L144 96V92L145 91H147V90H149V88L148 87H146V88H143L144 90L145 89H147V90H145V91H142ZM194 88V87H193ZM203 88H205V87H203ZM216 88V87H215ZM218 88V87H217ZM232 88V87H231ZM250 88V87H249ZM248 88V89H249ZM52 89V88H51ZM53 89H55L54 87H53ZM52 89V90H53ZM95 89V88H94ZM99 89V88H98ZM114 90H116L115 88H113ZM122 89V88H121ZM139 89V87L138 88H136V90H138ZM156 89H158V88H156ZM154 90L155 92H153V89L152 90H150V91H152L153 93H155L156 94V92L157 91H159V90ZM163 89H165L166 90V88H163ZM170 89V90H171ZM176 89V88H175ZM177 89H178V87H177ZM185 89V88H184ZM225 89V88H224ZM228 89V88H227ZM245 89V88H244ZM263 89V88H262ZM51 90V91H52ZM128 90V92H130L129 91V88L127 89ZM133 90V89H132ZM164 90V91H165ZM196 90V89H195ZM202 90H204V89H202ZM205 90H207L206 88H205ZM204 90V91H205ZM209 90H211V89H209ZM214 90L215 89H213L212 88V91H213V93H214ZM220 90V89H219ZM223 90V89H222ZM232 90V89H231ZM57 91V90H56ZM60 91V90H59ZM118 91V90H117ZM123 91H124V89H123ZM123 91H119V93L120 92H123ZM161 91V90H160ZM160 91H159V93H160ZM169 91V90H168ZM167 91V92H168ZM172 91V90H171ZM170 91V92H171ZM178 91H180V89L178 90ZM193 91V90H192ZM225 91V90H224ZM223 91V92H224ZM257 91V90H256ZM264 91V90H263ZM54 92V91H53ZM64 92V91H63ZM92 92V91H91ZM135 92V91H134ZM140 92H138V93H140ZM170 92H168L169 93V95L171 94ZM174 92V91H173ZM176 92V91H175ZM182 92V91H181ZM198 92H200L201 93V91H199V89H198ZM206 92V91H205ZM205 92L203 93V94H205ZM219 92V91H218ZM236 92V91H235ZM254 92V91H253ZM51 93V92H50ZM59 92L57 91V93H54V94H58ZM61 93V92H60ZM60 93H59V95H60ZM96 93H97V90H96ZM101 93V92H100ZM99 93V94H100ZM105 93V96H106V92H104ZM111 96H112V94L110 93V92H108ZM112 93H116V92H112ZM118 93V94H119ZM127 92H125V94H126ZM132 93H133V91H132ZM137 93V92H136ZM135 93V95H134V97L135 96H137L138 94H136ZM147 93V92H146ZM146 93H145V97L147 96L146 95ZM165 94H166V92H164ZM163 93V94H164ZM168 93H167V95H168ZM186 93V92H185ZM195 93V92H194ZM194 93H193V95H194ZM196 93H197V91H196ZM195 93V94H196ZM207 93H209V92H207ZM227 93V92H226ZM234 93V92H233ZM130 94V93H129ZM151 94V98L149 97V95ZM154 94V96H157V97H159V99H160V97L163 99V96H161L160 94V96H158V95H155ZM164 94V95H165ZM176 93H174V95H175ZM191 94V93H190ZM198 94V93H197ZM230 94V93H229ZM238 94V93H237ZM253 94V93H252ZM52 95H53V93H52ZM51 95V96H52ZM61 95H62V93H61ZM96 95V94H95ZM101 95V94H100ZM116 95V94H115ZM120 95V94H119ZM124 95V94H123ZM131 95H133V94H131ZM141 95H138V96H140L141 97ZM149 95L147 96V97H149L148 99H147V101L148 100H150L151 101V99H152V93L150 92L149 93ZM173 95V93L171 94V96ZM173 95V96H174ZM177 95H178V92H177ZM182 95V94H181ZM205 95H207V94H205ZM211 94H209V97H211L210 96ZM213 95V94H212ZM215 95V94H214ZM19 96H21V97H19ZM45 96V97H44ZM51 96H50V98H51ZM53 96H55V95H53ZM94 96V95H93ZM99 96V95H98ZM105 96H104V98H105ZM111 96H108L109 97V100L111 101ZM126 95H124V97H125ZM127 96H128V93H127ZM127 96H126V98H127ZM130 96V95H129ZM128 96V97H129ZM171 96H170V98H171ZM172 96V97H173ZM183 96V95H182ZM197 96V95H196ZM199 96V95H198ZM219 96V95H218ZM94 97H96V96H94ZM115 97H117V96H115ZM114 96H113V98H115ZM120 97V99H121V95L119 96ZM124 97H122V99L123 100H125L124 99ZM133 97V96H132ZM166 97V96H165ZM178 97V96H177ZM185 97V96H184ZM201 97V96H200ZM205 97H207V96H204V98ZM235 97V96H234ZM245 97V96H244ZM54 98V97H53ZM58 98H59V96H58ZM61 98L62 97H60V99L58 100V99H54L55 101H56V104H57V102L59 101V103H61V104H66V105H68L66 102L65 103H63V102H61L60 100H61ZM112 98V99H113ZM137 98H139V97H137ZM144 98V97H143ZM142 98V99H143ZM154 99H155V97H153ZM167 98V97H166ZM175 98H176V95H175ZM174 97H173V99H175ZM180 98V97H179ZM195 98V97H194ZM199 98V97H198ZM197 98V99H198ZM64 99H66L65 97H64ZM100 99V97H98V100ZM102 99V98H101ZM129 99V98H128ZM130 99H131V97H130ZM130 99L128 100V101H130ZM133 99V98H132ZM135 99H136V97H135ZM158 98L157 99H155V100H159ZM172 99V98H171ZM177 99V98H176ZM196 99V98H195ZM217 99V98H216ZM238 99V98H237ZM248 99H249V97H248ZM54 100H52V102H54L55 103V101ZM96 100H97V98H96ZM96 100L94 99V102L95 103H93L94 105L96 104ZM103 100V99H102ZM105 100V99H104ZM103 100V101H104ZM115 100V99H114ZM138 100V99H137ZM137 100H134V101H136L137 102ZM146 100V99H145ZM154 100V101H155ZM192 100V99H191ZM229 100V99H228ZM227 100V101H228ZM241 101L243 100V99H240ZM240 100H238V101H240ZM254 100V99H253ZM63 101H66V100H63ZM68 101V100H67ZM108 102L107 100H106V102H108V103H110L111 104V102ZM119 102H122V101H120V100H118ZM125 101H127V100H125ZM124 101V102H125ZM142 101V103H144L143 102V100H141ZM153 101V100H152ZM152 101H151V103H152ZM153 101V104L155 103ZM160 101H161V99H160ZM163 103H167V102H165V101H167V100H164L163 99ZM173 101H175L174 103H173ZM180 103H181V99H179L178 100ZM178 101H176V100H171L170 102H169V99H168V103L169 104H174L175 105V103L176 102H178ZM204 101H205V99H204ZM218 101V100H217ZM221 101V100H220ZM149 102V101H148ZM243 102V101H242ZM252 103L254 102V101H251ZM72 103V102H71ZM101 102H99L98 104H100ZM107 103V104H108ZM112 103H113V101H112ZM141 103V104H142ZM160 103H162V102H160ZM167 103V104H168ZM212 103V102H211ZM210 103V104H211ZM229 103H231V102H228V104ZM97 104V105H98ZM104 104V103H103ZM106 104V103H105ZM104 104V105H105ZM117 104V102L115 103V105ZM130 104H133V105H135V104H137V103H130ZM149 104H150V102H149ZM152 104V105H153ZM179 104V103H178ZM204 104V103H203ZM213 104V103H212ZM96 105V106H97ZM118 105L120 106L121 104H117V107H118ZM123 105H124V103H123ZM128 105H129V102H128ZM140 105V104H139ZM144 105H145V103H144ZM158 106H159V104H157ZM162 105V104H161ZM165 105V104H164ZM162 106V108L163 107H168V105H166V106ZM174 105H173V107H174ZM181 105V104H180ZM216 105V104H215ZM214 105V106H215ZM234 105H237L238 106V104H235L234 103ZM57 106L59 107V105L57 104ZM62 105H60V107H61ZM95 106V107H96ZM99 106V105H98ZM100 106H103L102 104L100 105ZM99 106V107H100ZM112 106V105H111ZM111 106L109 105V106H106V107H109V109L111 108ZM126 104H125V108H126ZM146 106L147 105H145V108H146ZM157 106V107H158ZM176 106V105H175ZM178 106V105H177ZM181 106H183V105H181ZM180 106V107H181ZM202 106V105H201ZM243 106V105H242ZM262 106V105H261ZM66 107H64L63 106V108H64V110H65V108ZM98 107V108H99ZM106 107L104 108L105 109V111H106ZM122 107V106H121ZM131 108H129V106H128V108L129 109H132L133 107L132 106H130ZM135 107H136V105H135ZM139 107H143L144 108V106H142V105H140ZM138 107V108H139ZM147 107H151V106H147ZM153 107H154V105H153ZM180 107H178V108H180ZM184 107V106H183ZM186 107V106H185ZM230 107V106H229ZM233 107V106H232ZM63 108H61V110L60 111H62L63 110ZM102 109L101 110H103V107H101ZM112 108H114V106H112ZM116 108V107H115ZM120 108V107H119ZM137 108V109H138ZM152 108V107H151ZM154 108H156V107H154ZM160 108L161 107H159V110H160ZM169 109H170V107H168ZM174 108H176V107H174ZM182 108V107H181ZM205 108V107H204ZM209 108V107H208ZM210 108H212V106L210 107ZM220 108H221V106H220ZM240 108V107H239ZM238 108V109H239ZM124 109V108H123ZM142 109V108H141ZM169 109H167V110H169ZM173 109V108H172ZM183 109V108H182ZM214 109V108H213ZM219 109V108H218ZM234 109H236L237 110V108H234ZM111 110H114V109H111ZM139 110V109H138ZM146 111H147V109H145ZM165 109H163L162 110V112L164 111ZM177 111H179L180 112V110H178V109H176ZM190 110H192V109H190ZM220 110V109H219ZM222 110V109H221ZM240 110V109H239ZM239 110H237V111H239ZM98 111H100V110H98ZM104 111V112H105ZM109 110H107V112H108ZM114 111H116V109L114 110ZM114 111H111V114H112V112H114ZM118 111V110H117ZM119 111H120V109H119ZM135 111V110H134ZM133 111V112H134ZM141 111V110H140ZM145 111V112H146ZM148 111H150V109L148 110ZM148 111H147V114H148ZM151 111H152V109H151ZM153 111H155L154 113H156L157 114V112H156V110H153ZM152 111V112H153ZM158 111V110H157ZM173 111V110H172ZM171 111V112H172ZM188 111V110H187ZM196 111V110H195ZM216 111V110H215ZM214 110H213V113L215 112ZM223 111V110H222ZM229 111V110H228ZM101 112V111H100ZM103 112V111H102ZM101 112V113H102ZM104 112H103V114H104ZM107 112H105L106 113V115L108 114ZM123 112V111H122ZM121 112V113H122ZM128 112H129V110H128ZM130 112H131V110H130ZM132 112V113H133ZM138 112V111H137ZM137 112H136V114H137ZM144 112V111H143ZM143 112H140L141 114L143 113ZM151 112V114H153ZM160 112V111H159ZM165 112V111H164ZM170 112V110L167 112V113H169ZM182 112V111H181ZM194 112V111H193ZM115 113H117V112H115ZM124 113H125V111H124ZM131 113V114H132ZM167 113H164V114H162L163 116L166 114V115H168ZM174 113V112H173ZM188 113V112H187ZM186 112H185V115L187 114ZM220 113V112H219ZM218 113V114H219ZM228 113V112H227ZM63 114V115H64ZM102 114V115H103ZM111 114H110V117H111ZM131 114H129V115H131ZM134 114H135V112H134ZM136 114L135 115H131V118L133 117V116H135L136 117ZM139 114V113H138ZM144 114V113H143ZM147 114H146V116H147ZM159 114H161V113H159ZM178 113H176V115H177ZM180 114V113H179ZM184 114V113H183ZM189 114V113H188ZM214 114H217V113H214ZM214 114H211V115H214ZM260 114V113H259ZM113 115V114H112ZM123 114H118V116H122ZM129 115L127 116V117H129ZM140 115V114H139ZM145 115V114H144ZM158 115V114H157ZM156 115V116H157ZM220 115H221V113H220ZM68 116V117H67ZM146 116H144L145 117V119H146ZM149 116V115H148ZM154 116V115H153ZM155 116V117H156ZM169 116V115H168ZM180 116V115H179ZM183 116V115H182ZM182 116H180V117H182ZM189 116H190V114H189ZM191 116H193V114L191 113ZM201 116V115H200ZM102 117V116H101ZM106 118H108L107 116H105ZM110 117H109V119H110ZM113 117V116H112ZM120 117L119 118H117L118 120L120 119ZM123 117H126V115L124 116L123 115ZM123 117H121V118H123ZM161 117V116H160ZM170 117V116H169ZM178 117V116H177ZM216 117V116H215ZM217 117H219V116H217ZM222 117V116H221ZM236 117V116H235ZM257 117H258V115H257ZM138 120V122H141L142 120H144V119H139V116L138 117H136ZM136 118H134V119H136ZM142 118H143V116H142ZM150 118V117H149ZM156 118H158V117H156ZM163 118V117H162ZM171 118V117H170ZM174 117L172 116V120H174L173 119ZM179 118V117H178ZM177 118V119H178ZM186 118V117H185ZM194 118V117H193ZM208 118V117H207ZM213 118V117H212ZM247 118V117H246ZM262 118V117H261ZM105 119V118H104ZM109 119H108V121H109ZM114 119H116V117L114 118ZM124 119V118H123ZM122 119V120H123ZM133 119V118H132ZM159 119V118H158ZM161 119V118H160ZM169 119V118H168ZM180 120H182L181 118H179ZM179 119H178V121H179ZM189 119V118H188ZM235 119V118H234ZM126 120V119H125ZM141 120V121H140ZM150 120H151V118H150ZM149 120V121H150ZM167 120V119H166ZM170 120V119H169ZM165 121V118H164V121H165V124L166 123H169L170 121ZM176 120V119H175ZM174 120V121H175ZM194 120V119H193ZM204 120V119H203ZM211 120V119H210ZM215 120V119H214ZM223 120V119H222ZM241 120V119H240ZM69 121V120H68ZM105 121H107V120H104V122ZM107 121V122H108ZM124 121V120H123ZM127 121H129V120H127ZM136 121V122H137ZM146 121H147V119H146ZM146 121H142V125H144V122H146ZM153 121H155V120H152V122ZM174 121H172L171 123H172V125L176 122H174ZM189 121H191L192 122V120H189ZM189 121H187V122H189ZM206 121H208V120H206ZM206 121H204V122H206ZM213 121V120H212ZM218 122H219V120H217ZM235 121V120H234ZM257 121V120H256ZM106 122V123H107ZM110 122V121H109ZM113 122V121H112ZM120 122H122L121 120H120ZM119 122V123H120ZM132 122V121H131ZM151 122V121H150ZM149 122V123H150ZM181 122H183V121H181ZM194 122V121H193ZM247 122V121H246ZM74 123H77V122H74ZM105 123V124H106ZM118 123V122H117ZM147 123V122H146ZM154 123V122H153ZM153 123H152V126H154L155 125V123H154V125H153ZM162 122H160V124H161ZM164 123V122H163ZM162 123V124H163ZM176 123H178V122H176ZM176 123H175V125H176ZM215 123V122H214ZM0 124H1V122H0ZM136 124V123H135ZM138 125L139 124H141V123H137ZM162 124H161V127H162ZM170 124V123H169ZM181 124V123H180ZM180 124H178V126L180 125ZM196 124V123H195ZM210 124V123H209ZM212 124V123H211ZM119 125V124H118ZM171 125V124H170ZM169 125V126H170ZM218 125V124H217ZM2 126V125H1ZM103 126V125H102ZM134 126V125H133ZM140 126V125H139ZM144 126H147V125H144ZM156 126V125H155ZM165 125H163V132L167 129V128H165L164 127ZM166 126H168V125H166ZM168 126V127H169ZM174 126V125H173ZM173 126H172V128H173ZM177 126V125H176ZM177 126V127H178ZM180 126H182V125H180ZM208 126V125H207ZM210 126V125H209ZM212 126H213V124H212ZM255 126V125H254ZM123 127V126H122ZM175 127V126H174ZM215 127V126H214ZM217 127V126H216ZM236 127V126H235ZM263 127V126H262ZM126 128V127H125ZM124 128V129H125ZM137 128V127H136ZM136 128H133V129H136ZM144 127L142 126V129H143ZM145 128H147V127H145ZM144 128V129H145ZM152 128V127H151ZM151 128H149V126H148V129H151ZM155 128V127H154ZM157 128V130H159L160 131V127H159V124H158V127H156ZM156 128H155V131H156ZM160 128V129H159ZM164 128H165V130H164ZM255 128V127H254ZM182 129V128H181ZM191 129V128H190ZM248 129V128H247ZM127 130V129H126ZM128 130H130V129H128ZM127 130V131H128ZM137 130V129H136ZM147 130V129H146ZM168 131H170L169 129H167ZM172 130V129H171ZM173 130H175V129H173ZM171 131V132H175V131ZM180 130V129H179ZM185 130V129H184ZM256 130V129H255ZM0 131H2L1 129H0ZM84 131V130H83ZM82 131V132H83ZM114 131V130H113ZM139 131H140V135H142L141 134V130L139 129ZM145 131V130H144ZM130 132H131V130H130ZM129 132V133H130ZM136 132V131H135ZM142 132H143V130H142ZM152 132H153V129H152ZM161 132V131H160ZM163 132H162V135H163ZM171 132H168V135H169V133H171ZM177 132H178V129H177ZM211 132V131H210ZM138 134H139V132H137ZM145 133H146V131H145ZM144 133V134H145ZM147 133H149L148 131H147ZM246 133V132H245ZM1 134H2V132H1ZM0 134V135H1ZM134 134V133H133ZM150 134H152V133H150ZM154 134H156L155 132H154ZM172 134V133H171ZM170 134V135H171ZM209 134V133H208ZM231 134V133H230ZM258 134V133H257ZM2 135V137H4ZM136 135V134H135ZM149 135V134H148ZM156 135H158V134H156ZM162 135H161V133H160V135L158 136V137H162ZM166 133H164V135L163 136H168ZM174 135V134H173ZM133 136V135H132ZM147 136V135H146ZM152 136H153V134H152ZM172 136V135H171ZM176 136H179V135H175V138H177ZM142 137H143V135H142ZM174 137V136H173ZM180 137V136H179ZM251 137H252V135H251ZM255 137V136H254ZM134 138V137H133ZM149 138H151V135H150V137ZM256 138V137H255ZM254 138V139H255ZM3 139V140H4ZM164 139H166V138H163V140ZM194 139V138H193ZM150 140V139H149ZM184 140V139H183ZM4 142V141H3ZM191 142V141H190ZM0 143H2V142H0ZM141 143H143V142H141ZM159 143V142H158ZM3 144V143H2ZM5 144V143H4ZM3 144V145H4ZM7 144H6V146H7ZM87 144V143H86ZM93 144V143H92ZM145 142H144V145H143V149H145ZM194 144V143H193ZM227 144V143H226ZM102 145V144H101ZM140 145V144H139ZM141 145V146H142ZM198 145V144H197ZM6 146H4L5 148H6ZM7 146V147H8ZM99 146V145H98ZM156 146V145H155ZM177 146V145H176ZM211 146V145H210ZM0 147H2V146H0ZM149 147V146H148ZM158 147H160V146H158ZM185 147V146H184ZM100 148V147H99ZM174 148V147H173ZM194 148V147H193ZM208 148V147H207ZM242 148V147H241ZM92 149H95V147H93ZM103 149V148H102ZM101 149V150H102ZM148 149V148H147ZM147 149H145L146 151H147ZM178 149H179V147H178ZM178 149H176V150H178ZM206 149V148H205ZM210 149V148H209ZM243 149V148H242ZM1 150H3V149H0V154L2 153L1 152ZM5 150V149H4ZM3 150V151H4ZM7 150H5V152L7 151ZM101 150H99V151H101ZM161 150V149H160ZM238 150V149H237ZM94 151V150H93ZM96 151V150H95ZM145 151V152H146ZM188 151V150H187ZM214 151V150H213ZM213 151H212V153H213ZM4 152V153H5ZM149 152V150L147 151V153ZM171 152H173V151H171ZM175 152V151H174ZM203 152V151H202ZM207 152V151H206ZM10 153V152H9ZM8 153V154H9ZM166 153H168V151L166 152ZM179 153H181V151L179 152ZM178 153V154H179ZM186 153V152H185ZM199 153V152H198ZM216 153H217V151H216ZM6 155H7V152L5 153ZM97 156H95V155ZM144 154V153H143ZM156 154V153H155ZM154 154V155H155ZM163 154V153H162ZM177 154V153H176ZM194 154V153H193ZM204 154V153H203ZM229 154V153H228ZM242 154V153H241ZM4 155V154H3ZM151 155H152V153H151ZM157 155V154H156ZM155 155V156H156ZM167 155V154H166ZM169 155V154H168ZM173 155H175V154H173ZM172 155V156H173ZM189 155V154H188ZM198 155V154H197ZM196 155V156H197ZM238 155V154H237ZM249 155V154H248ZM8 156V155H7ZM153 156V155H152ZM155 156L153 157V159L155 160ZM158 156V155H157ZM160 157H163V156H165L164 154L163 155H159ZM178 156V155H177ZM177 156H176V158H177ZM196 156H195V158H196ZM0 157H2V155L0 156ZM4 157V156H3ZM9 157H11V156H9ZM61 157H63V158H65V159H68V160H70L71 162H68V163H66V161L64 160V162H63V159L61 158ZM101 157V156H100ZM147 157V156H146ZM151 156H149L148 157V160H150L149 158H150ZM170 157V156H169ZM181 157V156H180ZM179 157V158H180ZM182 157H184V156H182ZM189 157V156H188ZM194 157V156H193ZM199 157H200V155H199ZM241 157V156H240ZM7 158V157H6ZM78 158H82L84 161H79V162H76V159H78ZM98 158V159H97ZM158 158V157H157ZM165 158V157H164ZM166 158H167V156H166ZM171 158V157H170ZM194 158V159H195ZM244 158V157H243ZM2 160H3V158H1ZM0 159V160H1ZM5 159V158H4ZM59 159H62V160H59ZM146 159V158H145ZM172 160H174V157L173 158H171ZM170 159V160H171ZM186 159V158H185ZM189 159V158H188ZM205 159V158H204ZM207 159V158H206ZM8 160V159H7ZM11 160H13V159H11ZM10 160V161H11ZM59 160V161H58ZM103 160V159H102ZM153 160V161H154ZM169 160V159H168ZM168 160H166L164 163H166ZM179 161H180V159H178ZM183 160V159H182ZM193 160V159H192ZM208 160H209V158H208ZM14 161V160H13ZM12 161V162H13ZM16 161V160H15ZM16 161V162H17ZM47 161V160H46ZM60 161H62V163L60 162ZM159 160H157L156 162H158ZM162 161V160H161ZM198 161H200V160H198ZM211 161V160H210ZM16 162H14L15 163V165L17 164ZM37 162V161H36ZM44 162H45V160H44ZM106 162V161H105ZM156 162H154V163H156ZM173 162V161H172ZM190 162V161H189ZM189 162H187V163H189ZM191 162H193V161H191ZM195 162V161H194ZM204 162V161H203ZM38 163V162H37ZM40 163H41V161H40ZM42 163H43V161H42ZM79 163H81V166L79 165L78 166V164ZM150 162H147L146 164L148 165ZM152 163V162H151ZM158 163H160V162H158ZM157 163V164H158ZM161 163H163V161L161 162ZM181 163H183V162H181ZM186 163V164H187ZM6 164V163H5ZM44 164V163H43ZM48 164V165H49ZM177 164V163H176ZM191 164H193V163H191ZM195 164V163H194ZM206 164H208L207 162H206ZM224 164V163H223ZM249 164V163H248ZM7 165V164H6ZM28 165V164H27ZM41 165V164H40ZM154 165V164H153ZM152 165V166H153ZM159 165V164H158ZM157 165V166H158ZM170 165V164H169ZM172 165V164H171ZM175 165V164H174ZM184 165V164H183ZM188 165V164H187ZM189 165H190V163H189ZM21 166V165H20ZM26 166V165H25ZM24 166V167H25ZM148 166H151L150 164L148 165ZM180 166H182L181 164H180ZM191 166V165H190ZM189 166V167H190ZM198 166V165H197ZM219 166V165H218ZM13 167V166H12ZM17 167V166H16ZM18 167H19V165H18ZM23 167V166H22ZM21 167V168H22ZM32 167V166H31ZM107 167V168H106ZM171 167V166H170ZM174 167V166H173ZM188 167V166H187ZM188 167V168H189ZM195 167V166H194ZM230 167V166H229ZM245 167V166H244ZM8 168V167H7ZM27 168H28V166H27ZM111 168V167H110ZM163 168V167H162ZM176 168V167H175ZM174 168V170H177V169H175ZM202 168V167H201ZM9 169V168H8ZM11 169H13V168H11ZM137 169V168H136ZM173 169V168H172ZM195 169V168H194ZM193 169V170H194ZM242 169V168H241ZM250 169V168H249ZM3 170V169H2ZM17 170V169H16ZM19 170V169H18ZM18 170H17V172H18ZM21 170V169H20ZM24 170H30V171H27V172H32L31 171V169L29 168V169H23V172H24ZM139 170V169H138ZM173 170V171H174ZM181 170H183V168L181 169ZM189 170V169H188ZM197 170H198V167H197ZM201 170H203V169H201ZM205 170V169H204ZM211 170V169H210ZM234 170V169H233ZM232 170V171H233ZM248 170V169H247ZM4 171V170H3ZM34 171V170H33ZM113 172H114V170H112ZM171 171V170H170ZM215 171V170H214ZM27 172H25V173H27ZM182 172V171H181ZM190 172H191V169H190ZM193 172H195V171H193ZM204 172V171H203ZM212 172V171H211ZM227 172V171H226ZM33 173V172H32ZM31 173V174H32ZM115 173V172H114ZM178 173V172H177ZM196 173V172H195ZM228 173V172H227ZM230 173V172H229ZM3 174H4V172H3ZM156 174V173H155ZM184 174V173H183ZM212 174V173H211ZM217 174V173H216ZM249 174V173H248ZM254 174V173H253ZM21 175V174H20ZM28 175V174H27ZM169 175H171V174H169ZM168 175V176H169ZM175 175V174H174ZM180 175V174H179ZM185 175V174H184ZM209 174L207 173V176H208ZM213 175H214V173H213ZM223 175V174H222ZM226 175V174H225ZM224 175V176H225ZM230 175V174H229ZM236 175V174H235ZM9 176V175H8ZM13 176H14V174H13ZM24 176V175H23ZM32 176V175H31ZM160 176V175H159ZM178 176V175H177ZM212 176V175H211ZM6 177V176H5ZM4 177V178H5ZM15 177V176H14ZM18 177V176H17ZM30 177V176H29ZM33 178H34V176H32ZM36 177V176H35ZM39 177H41V178H44V177H50L51 178V182L47 185V186H45L44 184H42L41 185V188H40V186H39V184H38V178ZM181 177L183 178V176L181 175ZM200 177H202V176H200ZM220 177V176H219ZM222 177V176H221ZM236 177V176H235ZM263 177V176H262ZM3 178V179H4ZM10 178V177H9ZM8 178V179H9ZM31 178V177H30ZM191 178V177H190ZM211 178V177H210ZM224 178V177H223ZM264 178V177H263ZM172 179H173V176H172ZM208 179V178H207ZM218 179H220V178H218ZM256 179V178H255ZM10 180V179H9ZM30 180V179H29ZM179 180V179H178ZM188 180V179H187ZM195 180V179H194ZM209 180V179H208ZM231 180V179H230ZM232 180H233V178H232ZM8 181V180H7ZM6 181V182H7ZM183 181V180H182ZM185 181V180H184ZM203 181H204V179H203ZM30 182V181H29ZM30 182V183H31ZM257 182V181H256ZM261 182V181H260ZM182 183V182H181ZM185 183V185L187 184L186 182H184ZM191 183V182H190ZM215 183V182H214ZM8 184V183H7ZM178 184H179V182H178ZM200 184H202V183H200ZM257 184V183H256ZM150 185V184H149ZM188 185V184H187ZM189 185H191V184H189ZM192 185H193V181H192ZM209 185V184H208ZM213 185V184H212ZM182 186V185H181ZM203 186V185H202ZM205 186V185H204ZM256 186V185H255ZM259 186H261V185H258V187ZM5 187H6V185H5V183L3 184V182H0V190H3L4 189V191H5ZM49 187V188H48ZM188 187V186H187ZM250 187V186H249ZM182 188H183V186H182ZM206 188V187H205ZM264 188V187H263ZM148 190V189H147ZM200 190V189H199ZM3 191V192H4ZM149 191V190H148ZM206 191V190H205ZM250 191V190H249ZM127 192V193H126ZM130 192V191H129ZM194 192V191H193ZM45 193V192H44ZM44 193H43V195H44ZM149 193V192H148ZM241 193V192H240ZM248 194V193H247ZM147 195V194H146ZM242 195V194H241ZM82 196V195H81ZM80 196V197H81ZM85 196H83V198H85ZM135 197H136V195H134ZM153 196V195H152ZM151 196V197H152ZM249 196V195H248ZM80 197H78L79 198V200H80ZM149 196H147V198H148ZM251 197V196H250ZM255 197V196H254ZM150 198V197H149ZM199 198V197H198ZM240 198H241V196H240ZM243 198V197H242ZM252 198H253V196H252ZM259 198V197H258ZM45 200L49 203V204H55L58 200L56 199V198H50V197H48V198H45ZM81 200H83L82 198H81ZM137 200V199H136ZM156 200V199H155ZM252 200V199H251ZM42 201H44V200H42ZM45 201V202H46ZM147 201V200H146ZM149 201H152V199L151 200H149ZM149 201H147V202H145V203H148ZM238 201V200H237ZM241 201H243V199H241ZM247 201V200H246ZM257 201H260V199L258 200L257 199ZM256 201V202H257ZM46 202V203H47ZM154 202H156V201H154ZM201 202V201H200ZM256 202H254L255 203V205L257 204ZM261 202V201H260ZM259 202V203H260ZM79 203V202H78ZM150 203V202H149ZM243 203V202H242ZM246 203V202H245ZM264 203V202H263ZM42 204H43V202H42ZM104 204H105V202H101V205H103L104 206ZM244 204V203H243ZM46 205H48V204H45V206ZM148 205V204H147ZM150 205V204H149ZM153 205V204H152ZM152 205H151V207H152ZM197 205V204H196ZM247 205V204H246ZM259 205V204H258ZM261 205V204H260ZM217 206V205H216ZM239 206V205H238ZM254 206V205H253ZM257 206V205H256ZM149 207V206H148ZM150 207V208H151ZM153 207H154V205H153ZM240 207V206H239ZM241 207H243L242 205H241ZM262 207H264V205L262 206ZM136 208V209H135ZM142 208V207H141ZM155 208V207H154ZM188 208V207H187ZM209 208V207H208ZM222 208V207H221ZM138 209V210H137ZM143 209V208H142ZM141 209V210H142ZM189 209V208H188ZM197 209V208H196ZM202 209V208H201ZM241 209V208H240ZM263 209V208H262ZM152 211H153V209H151ZM161 210V209H160ZM218 210V209H217ZM238 210H239V208H238ZM264 210V209H263ZM104 211V208L101 210V212H103ZM155 211V210H154ZM184 211V210H183ZM182 211V212H183ZM196 211V210H195ZM194 211V212H195ZM198 211V210H197ZM244 211H246V210H244ZM140 212V213H139ZM240 212V211H239ZM157 212H155L154 214H156ZM159 213H160V211H159ZM164 213V212H163ZM187 213V212H186ZM206 213V212H205ZM241 213H243V210H242V212ZM246 213H247V211H246ZM158 214V213H157ZM156 214V215H157ZM185 214V213H184ZM197 214L198 213H196V215L194 216V217H196L197 216ZM208 214V213H207ZM248 214H249V212H248ZM160 215V214H159ZM237 215V214H236ZM243 215V214H242ZM182 216V215H181ZM198 216H199V214H198ZM201 216V215H200ZM234 216V215H233ZM240 216V215H239ZM154 217V216H153ZM157 217V216H156ZM180 217V216H179ZM192 216H190L189 218H191ZM208 217H209V215H208ZM237 217V216H236ZM248 217V216H247ZM160 218V217H159ZM159 218H156V220L157 219H159ZM181 218V217H180ZM186 218H188V216L186 217ZM185 218V216L183 217V219H186ZM198 218V217H197ZM206 218V217H205ZM205 218H204V220H205ZM214 218V217H213ZM216 218V217H215ZM240 218V217H239ZM199 219H200V217H199ZM195 220L196 222L198 221H200V220ZM208 219H211V218H208ZM217 219V218H216ZM245 219V218H244ZM247 219V218H246ZM186 220H189V219H186ZM191 220V219H190ZM202 220V219H201ZM235 220V219H234ZM240 220V219H239ZM148 221V220H147ZM193 221V220H192ZM194 221V222H195ZM215 221V220H214ZM219 221V220H218ZM244 221V220H243ZM149 222V221H148ZM189 221H186V223H188ZM195 222V223H196ZM207 222V221H206ZM217 222V221H216ZM245 222V221H244ZM150 223H152V222H150ZM200 223V222H199ZM203 223H204V221H203ZM203 223H201L202 225H203ZM258 223V222H257ZM189 224V223H188ZM190 224H191V222H190ZM201 224H198V223H196V225H201ZM156 226V228H158L157 226H158V224H155ZM193 225V224H192ZM196 225H195V227H196ZM245 225V224H244ZM151 226V225H150ZM153 226V225H152ZM185 226V225H184ZM194 226V225H193ZM204 226H205V224H204ZM220 226V225H219ZM200 227V226H199ZM201 227H203V226H201ZM211 227V226H210ZM246 227V226H245ZM260 227V226H259ZM152 229H154L153 227H151ZM198 228V227H197ZM217 228H220V227H217ZM151 229V232L153 231ZM199 230H200V228H198ZM202 229V228H201ZM216 229V228H215ZM222 229V228H221ZM247 229H248V227H247ZM261 229V228H260ZM156 230V229H155ZM159 230V229H158ZM258 230H259V228H258ZM198 231V230H197ZM197 231H195V232H197ZM201 231V230H200ZM217 231V230H216ZM221 231V230H220ZM219 231V232H220ZM223 231H224V228H223ZM262 231V230H261ZM147 232H148V230H147ZM154 232V231H153ZM157 231H155V233H156ZM202 233H201V235L203 234V233H205L203 230L201 231ZM211 232V231H210ZM209 232V233H210ZM222 232V231H221ZM247 232V231H246ZM160 233H161V231H160ZM159 232H157V234H160ZM199 233V232H198ZM207 234H208V232H207ZM263 234V233H262ZM146 235V234H145ZM151 235H153V237H155V234L153 233H151ZM197 235V234H196ZM218 236H219V234H217ZM234 235V234H233ZM259 235V234H258ZM158 236H160V235H158ZM195 236V235H194ZM193 236V237H194ZM200 236V235H199ZM212 236V235H211ZM232 236V235H231ZM236 236V238L234 239L233 237H235ZM235 236H233L232 238H233V243L235 242V240L237 239V235H235ZM240 236V235H239ZM222 237V235L220 236V238ZM253 237V236H252ZM256 236H254V238H255ZM122 238H124V235L122 236ZM156 238V237H155ZM196 238V237H195ZM199 238V237H198ZM198 238H196V239H198ZM209 238V237H208ZM207 238V239H208ZM240 238V237H239ZM257 238V237H256ZM256 238L254 239V241L256 240ZM204 239V238H203ZM219 239V238H218ZM243 239V238H242ZM241 239V240H242ZM159 240V239H158ZM200 240H201V238H200ZM240 240V239H239ZM238 240V241H239ZM240 240V241H241ZM160 241V240H159ZM163 241V240H162ZM210 241V240H209ZM215 241V240H214ZM237 241V240H236ZM259 241H260V239H259ZM258 241V243H260ZM204 242V241H203ZM256 242H257V240H256ZM104 243H106L107 245H110V243L109 242H105L104 241ZM214 243V242H213ZM220 243V242H219ZM262 243V242H261ZM260 243V244H261ZM163 244V243H162ZM206 244H207V242H206ZM235 245H237L238 246V242H237V244L236 243H234ZM239 244H242V243H239ZM244 245L243 246H246V244L245 243H243ZM200 245H202V244H200ZM204 245V244H203ZM211 245V244H210ZM214 245V244H213ZM212 245V246H213ZM262 245V244H261ZM242 246V245H241ZM257 246V245H256ZM114 247V245H110L109 246V249L111 248H113ZM206 248V247H205ZM210 248H211V246H210ZM239 248V247H238ZM245 248V247H244ZM257 248H258V246H257ZM116 249V248H115ZM171 249V248H170ZM207 249H209V248H207ZM255 249V248H254ZM117 250V249H116ZM168 250V249H167ZM264 250V249H263ZM124 251V250H123ZM205 251V250H204ZM213 251V250H212ZM212 251L210 252L211 253V256H213L212 255ZM242 251V250H241ZM245 251V250H244ZM243 251V252H244ZM247 251H249V250H247ZM111 252V251H110ZM109 252V253H110ZM108 253V254H109ZM117 253H118V251H117ZM125 253V252H124ZM208 253V252H207ZM217 253V252H216ZM249 253V252H248ZM252 253H254V252H252ZM251 253V254H252ZM256 253V252H255ZM113 254V253H112ZM119 254V253H118ZM219 254V253H218ZM240 254V253H239ZM247 254V253H246ZM263 254V253H262ZM241 256L242 255H244V254H240ZM248 255V254H247ZM115 256H117V255H115ZM119 256V255H118ZM251 256V255H250ZM244 257V256H243ZM253 257V256H252ZM210 258V257H209ZM242 258V257H241ZM243 259V258H242ZM258 259V258H257ZM125 260V259H124ZM222 261V260H221ZM256 261V260H255ZM121 262V261H120ZM120 262H118L119 264H120ZM229 262V261H228ZM210 263H211V261H210ZM256 263V262H255ZM254 263V264H255ZM212 264V263H211ZM225 264V263H224ZM248 264V263H247ZM250 264V263H249Z\"/></svg>","mask_w":264,"mask_h":264}]
</instances>
